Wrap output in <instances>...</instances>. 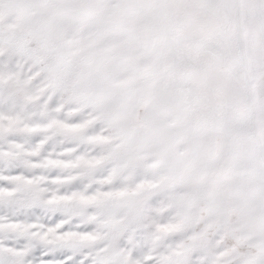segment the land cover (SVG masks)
<instances>
[{
	"label": "snow or ice",
	"instance_id": "snow-or-ice-1",
	"mask_svg": "<svg viewBox=\"0 0 264 264\" xmlns=\"http://www.w3.org/2000/svg\"><path fill=\"white\" fill-rule=\"evenodd\" d=\"M0 264H264V0H0Z\"/></svg>",
	"mask_w": 264,
	"mask_h": 264
}]
</instances>
